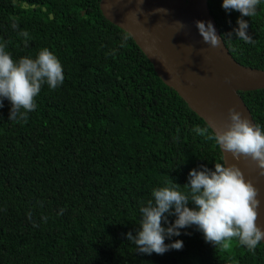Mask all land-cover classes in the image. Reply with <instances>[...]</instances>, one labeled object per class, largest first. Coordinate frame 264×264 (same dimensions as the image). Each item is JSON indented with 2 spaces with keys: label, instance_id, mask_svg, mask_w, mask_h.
Returning a JSON list of instances; mask_svg holds the SVG:
<instances>
[{
  "label": "trees",
  "instance_id": "1",
  "mask_svg": "<svg viewBox=\"0 0 264 264\" xmlns=\"http://www.w3.org/2000/svg\"><path fill=\"white\" fill-rule=\"evenodd\" d=\"M222 3L207 0L229 52L264 69V0L242 17L254 44L237 38L241 14ZM126 34L99 0H0V43L13 59L47 47L65 77L57 89L41 86L26 122L9 120L7 99L0 108V264H264L261 242L254 252L237 240L215 248L194 225L166 237L183 247L162 255L127 240L154 188L173 178L186 191L190 170L223 161L215 141L193 131L208 125L128 34L121 46ZM239 94L264 129V89Z\"/></svg>",
  "mask_w": 264,
  "mask_h": 264
},
{
  "label": "clouds",
  "instance_id": "2",
  "mask_svg": "<svg viewBox=\"0 0 264 264\" xmlns=\"http://www.w3.org/2000/svg\"><path fill=\"white\" fill-rule=\"evenodd\" d=\"M260 2L223 0L222 3L226 11L235 10L241 14L234 31L237 38L249 44L255 41L247 32L248 22L242 17L255 16ZM196 26L206 44L213 48L221 45V39L210 21L205 23L198 20ZM12 27L18 28V24L13 22ZM19 35L27 42V31ZM127 39L126 34L121 46H125ZM64 79L60 60L47 47L40 49L34 58L24 56L14 60L6 50V43H0V108L3 107L4 99L10 101L9 120L26 122L28 113L37 108L36 97L41 86L46 83L50 89H57ZM228 115L229 122L225 127L215 129L209 123L206 127L194 126L193 131L208 140H214L234 161H254L259 174L264 176V129L235 107L228 109ZM209 127L213 130L211 134ZM183 186L186 191H181V185L175 183L173 178L166 180L164 186L152 190L153 198L140 207L141 220L137 233H127V240L135 244L138 252L162 255L170 249L180 250L183 241L175 240L166 244V237L179 236L181 229L193 225L202 231L206 242L215 248L226 249L231 241L237 240L254 252L264 240V228L258 223L259 190L250 179L245 178L237 163H227L224 156L223 162L215 163L214 170L207 167L192 169L189 182ZM190 202L194 207H189ZM166 214L175 215L174 222L168 223Z\"/></svg>",
  "mask_w": 264,
  "mask_h": 264
},
{
  "label": "water",
  "instance_id": "3",
  "mask_svg": "<svg viewBox=\"0 0 264 264\" xmlns=\"http://www.w3.org/2000/svg\"><path fill=\"white\" fill-rule=\"evenodd\" d=\"M99 10L133 39L160 80L207 125L225 127L230 107L241 110L255 123L239 92L264 89V69L242 65L233 58L207 0H99ZM198 20L213 24L221 39L218 48L203 41L196 26ZM219 149L222 161L225 156L227 163H237L259 190L258 223L264 228V176L254 161H234ZM261 243L264 245V240Z\"/></svg>",
  "mask_w": 264,
  "mask_h": 264
}]
</instances>
